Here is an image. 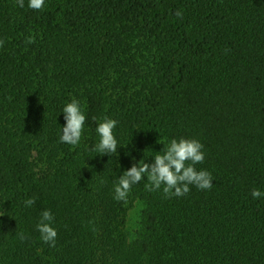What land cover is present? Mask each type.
Here are the masks:
<instances>
[{"label": "trees", "instance_id": "16d2710c", "mask_svg": "<svg viewBox=\"0 0 264 264\" xmlns=\"http://www.w3.org/2000/svg\"><path fill=\"white\" fill-rule=\"evenodd\" d=\"M0 40V264H264V0H0ZM73 97L75 148L59 140ZM105 116L110 156L91 150ZM181 137L204 145L211 189L165 198L144 177L113 198Z\"/></svg>", "mask_w": 264, "mask_h": 264}, {"label": "clouds", "instance_id": "9594fccd", "mask_svg": "<svg viewBox=\"0 0 264 264\" xmlns=\"http://www.w3.org/2000/svg\"><path fill=\"white\" fill-rule=\"evenodd\" d=\"M19 7H24V0H16ZM45 0H28V7L32 10L42 11ZM175 16L183 18L182 10H177ZM35 35L26 38V44L35 42ZM4 41L0 40V47ZM64 114L65 126L61 128L60 142L77 147L80 144L84 133V126L87 120L85 107L81 101L73 97L61 110ZM119 121L110 117H103L97 124L96 133L98 142L91 149L99 154L110 156L118 154V139L114 134V129ZM204 145L195 138H173L163 149L153 157L152 161L145 162L141 159L132 163V166L125 170L114 184V199L127 202L128 195L133 185H137L147 177L145 188L148 191H161L165 198L182 197L190 192V185L200 190H209L213 187L212 174L207 170H197L195 165L201 164L205 160ZM119 167V164H117ZM251 195L254 199L264 196V192L253 189ZM27 207L35 203V198H29L25 202ZM54 215L50 210H44L40 214L36 229L40 233V239L50 247L56 246L58 231L53 227ZM20 240H25L23 233L17 234Z\"/></svg>", "mask_w": 264, "mask_h": 264}]
</instances>
